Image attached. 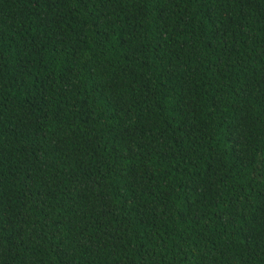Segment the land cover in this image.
I'll list each match as a JSON object with an SVG mask.
<instances>
[{
  "label": "trees",
  "instance_id": "trees-1",
  "mask_svg": "<svg viewBox=\"0 0 264 264\" xmlns=\"http://www.w3.org/2000/svg\"><path fill=\"white\" fill-rule=\"evenodd\" d=\"M0 264H264V0H0Z\"/></svg>",
  "mask_w": 264,
  "mask_h": 264
}]
</instances>
